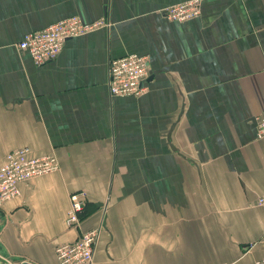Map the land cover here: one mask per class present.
<instances>
[{"label":"crops","instance_id":"crops-1","mask_svg":"<svg viewBox=\"0 0 264 264\" xmlns=\"http://www.w3.org/2000/svg\"><path fill=\"white\" fill-rule=\"evenodd\" d=\"M0 0V166L27 148L59 170L0 208V264H58L100 228L92 264H254L264 257V0ZM110 26L38 66L17 48L61 20ZM149 58L148 90L112 97L109 61ZM86 203L67 228L71 193Z\"/></svg>","mask_w":264,"mask_h":264},{"label":"built area","instance_id":"built-area-1","mask_svg":"<svg viewBox=\"0 0 264 264\" xmlns=\"http://www.w3.org/2000/svg\"><path fill=\"white\" fill-rule=\"evenodd\" d=\"M167 19L184 22L195 18L200 13L199 0H191L168 6L163 9ZM110 23L100 19L85 23L78 17H70L38 32L26 34L17 45L21 51H26L33 62L44 65L52 62L68 39L77 38L100 28H108ZM149 58L146 55L127 54L109 61L108 92L112 97H140L148 90ZM256 136L264 137V110L255 117ZM59 170V163L52 155L31 157L27 148L12 150L6 154L4 163L0 166V208L4 203L20 194L19 185L29 180L47 175ZM86 194L83 191L71 193L65 224L67 228L79 230L82 222ZM264 203L262 197L258 205ZM100 234V228L79 232L73 242L59 244L54 249L58 264H92L94 250ZM264 241V234L262 236ZM9 264V263H7ZM254 264H264V257L254 261Z\"/></svg>","mask_w":264,"mask_h":264},{"label":"water","instance_id":"water-1","mask_svg":"<svg viewBox=\"0 0 264 264\" xmlns=\"http://www.w3.org/2000/svg\"><path fill=\"white\" fill-rule=\"evenodd\" d=\"M22 264H29V263H27V262H24V263H22Z\"/></svg>","mask_w":264,"mask_h":264}]
</instances>
